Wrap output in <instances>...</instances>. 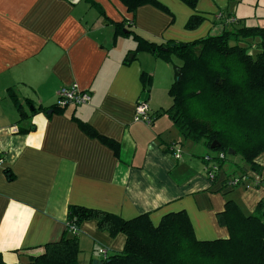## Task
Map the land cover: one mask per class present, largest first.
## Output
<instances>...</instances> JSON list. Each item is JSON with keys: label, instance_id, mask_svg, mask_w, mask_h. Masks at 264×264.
<instances>
[{"label": "crops", "instance_id": "1", "mask_svg": "<svg viewBox=\"0 0 264 264\" xmlns=\"http://www.w3.org/2000/svg\"><path fill=\"white\" fill-rule=\"evenodd\" d=\"M93 1L108 19L124 21L126 29L154 44L188 43L219 36L234 26L264 27V0H198L193 9L180 0H157L168 13L144 5L135 14L119 0ZM95 10L83 0H0V259L4 264H28L44 253L46 244L58 241L70 206L124 220L147 213L154 226L163 216L184 211L196 239L211 241L228 237L216 219L227 200L245 214H252L264 200V155L256 159L263 167L260 174L245 172L244 165L239 171L222 165L214 181H209L203 159L195 155L199 153L186 152L191 144L177 145L172 122L167 116L157 117L171 104L157 94L164 89L168 95L174 81L171 63L140 52L124 64L135 42L114 38V26ZM193 15L202 22L187 30L185 24ZM142 73L151 77L148 93ZM71 84L91 94L89 104L69 105L60 114L40 111L54 106L58 90ZM9 90L21 111L9 99ZM139 99L149 106V125L133 121ZM71 117L117 144V154L85 135ZM245 173L246 184L227 186L232 175ZM73 236L79 264L100 262L104 257L99 250L109 257L122 251L125 243L124 235L111 238L92 220L83 222Z\"/></svg>", "mask_w": 264, "mask_h": 264}, {"label": "trees", "instance_id": "2", "mask_svg": "<svg viewBox=\"0 0 264 264\" xmlns=\"http://www.w3.org/2000/svg\"><path fill=\"white\" fill-rule=\"evenodd\" d=\"M83 1L114 26V38L132 36L136 47L130 52L131 58L125 57L124 64H129L140 52L167 63H171L172 57L180 61L168 90L172 104L159 111L157 117L166 115L185 139L201 143L217 154L226 156L231 150V155L243 161L245 172L261 173L263 167L256 159L264 155V27L234 26L219 36H206L188 43L154 44L126 29L124 21L115 23L108 19L93 0ZM119 1L131 14L144 5L168 13L156 0ZM180 1L191 9L198 2ZM201 22V17L193 15L185 28L193 30ZM250 48L256 50L255 54H251ZM140 79L148 93L151 77L142 73ZM7 95L21 111L12 91ZM37 110L40 109L33 111ZM49 110L59 114L64 111L55 105L40 111ZM20 117L25 116L22 113ZM72 120L85 135L99 140L117 154V144L98 135L86 123ZM221 162H218L219 168L223 165ZM4 173L12 179L8 171ZM216 219L220 227L226 228L228 237L200 241L184 211L167 214L154 226L147 213L124 220L100 210L70 206L61 238L46 244L44 253L31 258L28 264H79L78 242L69 233L68 226L73 224L78 228L91 220L111 238L118 234L125 236L122 251L100 261L101 264H264V200L256 204L252 214H245L234 201L227 200ZM0 264H4L1 259Z\"/></svg>", "mask_w": 264, "mask_h": 264}, {"label": "built area", "instance_id": "3", "mask_svg": "<svg viewBox=\"0 0 264 264\" xmlns=\"http://www.w3.org/2000/svg\"><path fill=\"white\" fill-rule=\"evenodd\" d=\"M91 101V94L87 90L80 89L76 84H71L68 87H61L58 90V98L56 102V107L59 109H64L66 106L73 105V106H81L87 105ZM134 122H141L149 125L152 122V118L149 115V108L145 101L139 100L135 105L134 115H133ZM176 154L175 157L179 158L180 150H175ZM225 160V155L223 153H218L216 156L211 157L207 155L204 157V164H205V172L206 176L209 181L213 182L217 172L219 171L218 162ZM248 173L244 175H240L238 177L232 178L227 180V186L230 188H234L239 184L243 183L248 179ZM256 186L261 184L257 178H255ZM78 228L71 224L68 226V231L72 235L77 234ZM100 255L106 259L107 253L105 250L101 249L98 252Z\"/></svg>", "mask_w": 264, "mask_h": 264}, {"label": "rangeland", "instance_id": "4", "mask_svg": "<svg viewBox=\"0 0 264 264\" xmlns=\"http://www.w3.org/2000/svg\"><path fill=\"white\" fill-rule=\"evenodd\" d=\"M157 1V0H156ZM158 2V1H157ZM159 3V2H158ZM160 4V3H159ZM163 6V5H162ZM164 7V6H163ZM165 8V7H164ZM96 11V10H95ZM124 38L126 41L127 40H130L132 39V36L129 35V36H126V37H122ZM128 38V39H127ZM129 42V41H128ZM250 43V42H249ZM245 45V44H243ZM136 47V46H135ZM255 49H252L250 48V52L251 54H255ZM131 56V53L128 54V57ZM180 65V61L178 59H176L175 57H172L171 59V68L173 70V72H175V66H179ZM167 90H164V89H160L157 94H158V98L159 97H162V96H166L169 100V103L171 102L172 104V98L170 96L167 95L166 93ZM140 100V99H139ZM137 100V101H139ZM136 101V103H137ZM146 102V101H145ZM147 103V102H146ZM171 104L168 106V108L171 106ZM136 105V104H135ZM148 105V104H147ZM55 106H56V103H55ZM82 106V105H81ZM68 107V106H66ZM65 107V108H66ZM64 108V109H65ZM149 108V106H148ZM134 110H135V107H134ZM150 111V110H149ZM155 114V113H154ZM166 116V115H164ZM168 118V117H167ZM170 121V120H169ZM145 124V123H144ZM151 124V123H150ZM147 125V124H146ZM171 135H174L175 136V141L177 142V145H184V147H186V145L188 144H191L189 145V149L186 150V152H190V151H194V152H198L199 154L195 153L196 157L199 159L201 157V160L203 159L204 160V157H206L207 155L209 156H216L217 153L213 150H210V149H207L206 147H204V145H202L201 143H194V142H191L187 139H185L180 133L179 131L175 128V126L173 125L172 126V129H171ZM191 146V147H190ZM181 147V146H180ZM192 154V153H191ZM206 155V156H205ZM203 157V158H202ZM222 164L224 166H229L231 167L232 169H234L235 171H239V167H242L243 166V161L241 160V158L237 155H226L225 156V160H222ZM241 175H244V174H241ZM240 175H232L231 177L232 178H235V177H238ZM230 178V179H232ZM248 181V180H246ZM246 181H244L243 183L239 184L238 186L236 187H239V186H242L244 184H246ZM234 187V188H236ZM231 199H233V197H230Z\"/></svg>", "mask_w": 264, "mask_h": 264}, {"label": "water", "instance_id": "5", "mask_svg": "<svg viewBox=\"0 0 264 264\" xmlns=\"http://www.w3.org/2000/svg\"><path fill=\"white\" fill-rule=\"evenodd\" d=\"M48 113H51V111H48ZM210 148H211V149L214 148V143L210 146ZM228 154L231 155V154H232V151L229 150V151H228ZM92 264H101V262L93 261Z\"/></svg>", "mask_w": 264, "mask_h": 264}, {"label": "bare ground", "instance_id": "6", "mask_svg": "<svg viewBox=\"0 0 264 264\" xmlns=\"http://www.w3.org/2000/svg\"><path fill=\"white\" fill-rule=\"evenodd\" d=\"M212 157V156H211ZM214 157V156H213Z\"/></svg>", "mask_w": 264, "mask_h": 264}]
</instances>
